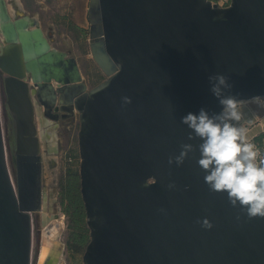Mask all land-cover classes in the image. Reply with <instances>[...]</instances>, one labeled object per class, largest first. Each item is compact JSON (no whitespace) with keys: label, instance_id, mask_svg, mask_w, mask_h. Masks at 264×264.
I'll list each match as a JSON object with an SVG mask.
<instances>
[{"label":"water","instance_id":"water-1","mask_svg":"<svg viewBox=\"0 0 264 264\" xmlns=\"http://www.w3.org/2000/svg\"><path fill=\"white\" fill-rule=\"evenodd\" d=\"M13 3L14 15L0 0V73L16 172L15 181L0 101V264H32L33 214L44 200L35 102L49 113L58 101L80 117L91 230L84 264H264V218L249 219L226 193L209 192L198 147L183 165L168 164L182 143L202 142L187 139L182 117L221 111L209 75L228 76L239 100L264 97V0L227 7L90 0L91 54L107 77L91 89L77 59L53 47L37 19ZM205 218L211 229L197 223ZM62 231L53 219L37 264H59Z\"/></svg>","mask_w":264,"mask_h":264},{"label":"rangeland","instance_id":"rangeland-1","mask_svg":"<svg viewBox=\"0 0 264 264\" xmlns=\"http://www.w3.org/2000/svg\"><path fill=\"white\" fill-rule=\"evenodd\" d=\"M9 1V0H8ZM220 7L230 5L231 0H211ZM25 12L36 18L47 35L53 29L51 44L53 47L70 53L78 61L84 82L94 88L107 77L95 62L90 48L89 2L90 0H18ZM10 10L13 7L9 5ZM1 37V34H0ZM0 101L4 135L8 151V164L12 177L16 181L13 154L8 140V117L6 95L0 73ZM242 111L245 119L243 126L248 130V139L256 144H264V109L254 103H248ZM48 118V117H47ZM53 121L52 119H49ZM36 121L39 126L38 116ZM251 121V123H249ZM80 117L74 116L60 120L57 129L55 152L42 145L43 190L48 196L47 213L57 215L64 222L62 241L66 244L59 264H84V253L91 239V230L87 223V214L81 193V154L79 146ZM263 135L258 140L257 137ZM71 179L76 180L75 192L80 196L82 207L69 206L65 199ZM80 216L75 218L76 210ZM33 214L34 250L32 264H37L42 229V212Z\"/></svg>","mask_w":264,"mask_h":264},{"label":"clouds","instance_id":"clouds-1","mask_svg":"<svg viewBox=\"0 0 264 264\" xmlns=\"http://www.w3.org/2000/svg\"><path fill=\"white\" fill-rule=\"evenodd\" d=\"M208 80L210 92L219 101L221 111L210 115L201 108L198 114L190 112L183 116L181 123L191 130L187 139L202 142L198 146L182 143L179 154L169 156L168 164L183 165L189 153L198 147L197 163L205 173L203 178L209 192L226 193L229 204L238 207L249 219L264 218V150L248 139V130L242 123L244 106L254 103L264 108V97L237 99L230 94L229 77L221 73L209 75ZM123 100L125 104L131 103L129 97ZM167 187L172 189L175 185L170 183ZM197 223L206 229L213 227L206 218Z\"/></svg>","mask_w":264,"mask_h":264},{"label":"bare ground","instance_id":"bare-ground-1","mask_svg":"<svg viewBox=\"0 0 264 264\" xmlns=\"http://www.w3.org/2000/svg\"><path fill=\"white\" fill-rule=\"evenodd\" d=\"M9 4L10 3L8 2V7H9ZM15 4L17 6H19L20 9L24 10L22 8L21 4L18 2V0H16ZM9 10H10V8H9ZM14 11H15V8L13 6V10H10V12L14 15L15 14ZM35 104H36V106H38L37 102H35ZM36 114L38 116V121H39L38 128H39V136H40V140H41L42 145L44 147H48L51 152L56 151L57 150V147H56L57 130L55 129L54 124L51 123V121L48 120L44 116V114L42 113V110L39 107L36 108ZM12 154H13V161H15L14 152H12ZM47 200H48V196L44 192V200H43V209H44V211L42 212V218H41L42 229H41V234H40V248H39V251H38V257L40 255L41 244H42L43 238L46 237L45 231H47V229L52 225V220L55 219L57 221H60V223L62 224V227L64 229V222L61 219H58L57 215L55 213H53V214L47 213ZM47 219H50V221L46 222V224H45V221ZM52 235L54 236V233ZM44 255L45 254H42V257ZM38 257H37V260H38Z\"/></svg>","mask_w":264,"mask_h":264},{"label":"flooded vegetation","instance_id":"flooded-vegetation-1","mask_svg":"<svg viewBox=\"0 0 264 264\" xmlns=\"http://www.w3.org/2000/svg\"><path fill=\"white\" fill-rule=\"evenodd\" d=\"M16 2V0H13ZM12 0H9L8 2L10 3L9 5H11L12 7L14 6V3H13ZM15 12V11H14ZM52 32H53V29L51 28V31L49 32V35L48 38L51 42V39L50 37L52 36ZM60 50V49H59ZM63 51V50H62ZM66 52V51H65ZM70 54V53H69ZM89 88V87H88ZM90 89V88H89ZM39 107L41 110H42V113L44 114V116L49 119H52L53 121H51V123L54 124V127L55 129L57 130L59 127H60V120L62 119H66V118H70L72 116H74V114H76L77 112H75L74 114L70 113V106L69 105H66V104H62L61 102H57L56 103V106L49 112V113H46L45 110H44V107L42 105H38L36 106V108ZM47 118V119H48ZM39 122V121H38ZM57 126V127H56ZM49 149V148H48ZM55 152V151H54ZM36 213V212H35ZM66 246V244H65Z\"/></svg>","mask_w":264,"mask_h":264},{"label":"trees","instance_id":"trees-1","mask_svg":"<svg viewBox=\"0 0 264 264\" xmlns=\"http://www.w3.org/2000/svg\"><path fill=\"white\" fill-rule=\"evenodd\" d=\"M263 138V135H260L257 137L258 140L262 139ZM76 180L75 179H71L70 182H69V187L67 189V195L65 197V199L69 200V206H78V207H82V201L80 199V196L75 192L76 190ZM78 209L76 210V213H75V218L74 219H77L78 216H80L78 214Z\"/></svg>","mask_w":264,"mask_h":264},{"label":"built area","instance_id":"built-area-1","mask_svg":"<svg viewBox=\"0 0 264 264\" xmlns=\"http://www.w3.org/2000/svg\"><path fill=\"white\" fill-rule=\"evenodd\" d=\"M212 2H213V1H212ZM213 3H214V2H213ZM228 6H229V5H228ZM226 7H227V6H226ZM255 144H256V143H255ZM256 145H257L259 148H261V150H264V144H262V145H261V144H259V145L256 144Z\"/></svg>","mask_w":264,"mask_h":264},{"label":"crops","instance_id":"crops-1","mask_svg":"<svg viewBox=\"0 0 264 264\" xmlns=\"http://www.w3.org/2000/svg\"><path fill=\"white\" fill-rule=\"evenodd\" d=\"M264 109V108H263Z\"/></svg>","mask_w":264,"mask_h":264}]
</instances>
